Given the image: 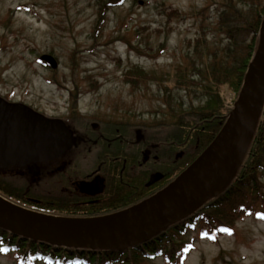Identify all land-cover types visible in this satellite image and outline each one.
<instances>
[{"label": "rangeland", "instance_id": "374dc122", "mask_svg": "<svg viewBox=\"0 0 264 264\" xmlns=\"http://www.w3.org/2000/svg\"><path fill=\"white\" fill-rule=\"evenodd\" d=\"M109 2L0 0V92L49 116L68 118L74 132L93 120L155 127L170 118L161 114L164 98L178 107L179 96L199 104L200 88L194 86L188 96L178 89L177 76L182 68L192 74L193 61L201 62L194 47L202 32L210 48L226 43L217 29L224 0H124L107 6ZM47 55L55 58L56 68L41 61ZM141 70L145 77L137 78ZM222 97L229 111L238 94L224 86ZM185 148L187 153L195 150ZM13 174L6 173L9 187L19 191L26 182ZM258 174L264 184V171ZM48 184L36 182L33 188ZM230 225L234 233L216 241L202 234L200 223L184 233L174 229L172 239H159L161 248L174 252L192 241L183 264H264V220L242 216ZM165 256L135 252L126 263L112 264H168ZM0 264H18L17 256L0 252Z\"/></svg>", "mask_w": 264, "mask_h": 264}, {"label": "trees", "instance_id": "16d2710c", "mask_svg": "<svg viewBox=\"0 0 264 264\" xmlns=\"http://www.w3.org/2000/svg\"><path fill=\"white\" fill-rule=\"evenodd\" d=\"M107 6L111 5L108 3ZM218 10L220 20L217 29L221 34L226 35V43H220L223 47L210 48L206 34L202 32V36H198L195 41L194 47L196 54L201 53V62L196 63V60L195 62L192 60L191 73L193 75L189 74L190 70L182 68L180 75L177 76L180 86L178 89L184 90L188 96L191 95V89L194 86L200 88V103L196 105L193 100L187 103L183 96H179L182 100L178 107L168 104L169 100L164 98L166 106L164 109L161 108V114L170 117L169 120L160 121L153 129H142L146 132H155L158 142H182L189 148L194 146L193 152L185 154L186 167L209 145L227 118L229 111L224 106L223 87L227 86L236 94L242 87L249 63L258 46L259 31L264 18V0H224V4ZM135 76L144 78L145 74L141 70V75L135 74ZM259 171H264V109L249 152L232 184L220 196L210 199L197 212L171 225L160 236L124 251H103L54 246L25 239L0 228V250L5 253L14 252L17 259L22 260L23 263L42 259L52 264H68L73 260L81 264H112L126 263V256L132 253L148 255L150 250L155 249L153 253L165 254L168 262L182 264V259L192 247L193 242L185 241L174 252L171 250L165 252L161 248L164 245L159 239L162 237L172 239L171 230H180L184 233L195 229L196 224L200 223L202 234L214 240L226 232L222 229L232 230L234 228L230 225L234 219L254 216L256 219L264 220L260 215L264 213V184L262 177L258 174ZM7 172L6 169H0L1 197L27 209L60 216H100L137 204L153 194V192H148L142 197L134 198L114 208L104 209L102 207L83 213L78 211L79 207L61 203L51 204L49 198L42 201L43 203L27 199L38 194L37 189L32 193L30 186L27 185L28 182L31 185L34 183L31 179L27 181L24 179L27 184H23L20 192L16 191L17 189H10L9 184L12 181L7 179ZM19 176L22 178V175L19 174ZM232 232L234 233V230Z\"/></svg>", "mask_w": 264, "mask_h": 264}, {"label": "water", "instance_id": "95a60500", "mask_svg": "<svg viewBox=\"0 0 264 264\" xmlns=\"http://www.w3.org/2000/svg\"><path fill=\"white\" fill-rule=\"evenodd\" d=\"M120 1L110 0L114 5ZM41 59L48 61L52 68L57 67L54 57L47 55ZM263 109L264 18L258 46L222 128L196 160L165 188L135 205L102 216L71 218L40 213L66 221L38 217L31 213L32 210L0 196V228L25 239L67 248L124 251L136 247L197 212L210 199L227 190L245 161ZM73 144L72 133L64 120L48 117L30 106L9 103L0 96L1 170L28 165L35 168L39 162L59 158ZM162 177L161 173H156L148 184L152 185ZM189 179L200 182L183 198L170 202ZM88 185L82 184L83 187ZM150 200H155L158 210L131 222L109 224L78 221L112 216Z\"/></svg>", "mask_w": 264, "mask_h": 264}, {"label": "flooded vegetation", "instance_id": "af4514ba", "mask_svg": "<svg viewBox=\"0 0 264 264\" xmlns=\"http://www.w3.org/2000/svg\"><path fill=\"white\" fill-rule=\"evenodd\" d=\"M0 96L9 103L35 109L25 100L10 99L1 92ZM49 117L61 118L70 126L66 117ZM101 121L86 122L80 132L69 127L74 144L59 158L39 162L35 168L28 165L6 169L13 175H22L25 181L31 179L34 184L49 183V187H43L45 190L36 186L39 189L37 196L27 199L43 203L49 198L51 204H67L87 213L102 207L114 208L148 192L156 193L185 170L187 151L184 143L158 142L155 132L142 130L151 129L148 124L120 122L121 125L116 126L111 121L108 124ZM156 173L163 177L149 185ZM83 183L89 185L83 187ZM35 188L31 191L35 192Z\"/></svg>", "mask_w": 264, "mask_h": 264}, {"label": "bare ground", "instance_id": "6f19581e", "mask_svg": "<svg viewBox=\"0 0 264 264\" xmlns=\"http://www.w3.org/2000/svg\"><path fill=\"white\" fill-rule=\"evenodd\" d=\"M198 182H200V180L199 181L197 179L186 180L182 184V187L177 192L176 196L170 202H174V201L176 202L178 199L183 198L186 193H188L198 184ZM156 204L157 203L155 202V200H150V201L142 203L141 205L137 207L120 212L118 214H114L112 216H107V217L98 218V219L78 220V221L87 222V223L99 222V223H109V224L116 223V222H131L133 220H137L141 218L142 216H145L146 214H149L151 212L158 210L159 207ZM31 213L37 215L38 217H42V218H49V219H53L57 221H66L65 219H61V218H53V217L41 215L38 212L32 211Z\"/></svg>", "mask_w": 264, "mask_h": 264}, {"label": "snow or ice", "instance_id": "6c2138e0", "mask_svg": "<svg viewBox=\"0 0 264 264\" xmlns=\"http://www.w3.org/2000/svg\"><path fill=\"white\" fill-rule=\"evenodd\" d=\"M261 218H264V213L260 214ZM223 231L231 232V229H222Z\"/></svg>", "mask_w": 264, "mask_h": 264}]
</instances>
